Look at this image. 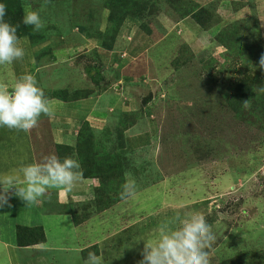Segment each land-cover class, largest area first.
Returning a JSON list of instances; mask_svg holds the SVG:
<instances>
[{"label":"rangeland","instance_id":"rangeland-1","mask_svg":"<svg viewBox=\"0 0 264 264\" xmlns=\"http://www.w3.org/2000/svg\"><path fill=\"white\" fill-rule=\"evenodd\" d=\"M46 1L42 40L35 46L20 40L25 56L11 67H0V85L11 90L21 75L36 74L46 96L62 89L86 96L85 102L105 114L94 128L110 125L135 151L130 156L136 161L132 173L143 183H137L135 198L104 213L91 210L89 219L99 218L88 228L66 222L70 217L66 205L54 198L47 213L46 205L45 212L39 208L42 213L33 209L32 221L44 228L46 242L29 252L16 246V227L25 221L16 214L12 196L11 207L0 209V264H83L80 251L94 245L110 264H139L144 241L137 240H147L163 220L183 218L192 211L203 215L215 234L208 248L210 264L233 258L264 264V118L245 108L236 115L226 105L240 61L215 40L226 24L238 19L248 30H242L243 40L258 44L264 56V0H194L224 19L210 34L190 17L183 21L173 16V9L161 1L157 24L150 25L152 35L140 32L139 23L129 19L112 50L102 48L96 39L81 43L70 32L62 36L55 30L64 26L61 21L76 22L67 18L68 8L83 13L82 19L92 18L88 25L95 38L105 34L110 12L104 0H68L66 8L62 0ZM41 3L32 0L25 7L39 9ZM231 62L236 65L232 74L227 70ZM90 67L98 72L97 83L87 73ZM60 76L64 79L56 83ZM75 83L79 87H71ZM52 84L56 87L49 89ZM257 90L264 94L263 79ZM120 108L122 116L136 117L126 131L118 125ZM85 112L83 105L58 103L52 107L58 118L53 122L60 123L65 114L85 117ZM50 117L42 115L28 132L0 127V174L55 154L41 146L52 141L47 130ZM126 121L131 123L132 116ZM73 198L68 202L78 206ZM92 199L89 194L83 205ZM34 206L24 207V213L31 214Z\"/></svg>","mask_w":264,"mask_h":264},{"label":"trees","instance_id":"trees-1","mask_svg":"<svg viewBox=\"0 0 264 264\" xmlns=\"http://www.w3.org/2000/svg\"><path fill=\"white\" fill-rule=\"evenodd\" d=\"M31 1L32 0H27V2L26 0H2L6 5L7 14L5 20L13 25L19 24L20 27L18 28L17 35L20 37V40L28 39L31 44L35 46L42 40L43 34L39 33L41 30L33 31L31 26H25L21 23L25 4L28 5ZM161 1L167 2V5L173 9V13L176 14L173 16H176L180 20L190 17L202 31L208 34L214 32L215 28L219 27L222 25L221 23L224 22V19L219 14L206 9L205 7L199 6L194 0H104L105 8L110 12L108 18L109 27L105 34H100L98 38H95V34L91 35V26L88 25V21L92 18L88 15H84V19H82L81 15L83 13L70 11L69 9H66L70 13L67 18L74 17L76 22L71 23L68 20L62 21L61 23L64 26L62 28L56 27L55 30L58 35L65 36L62 33L70 32L69 26L74 27L82 24L84 25L83 32L86 34V37L88 36L89 39L93 40L96 39L100 42L102 48L112 50L120 29L130 20L139 23L140 28H138V30H141L140 32H143L146 35H152L153 29L150 28V25L157 24L155 20L160 12L161 7L159 4ZM242 30L248 32L246 23H242V21L236 19L226 24L215 36V40H217L221 47L227 48L231 54L235 55L234 61H240L238 64L236 63V65L237 68L241 70L235 72H233V69L236 66L234 64L235 62H231L232 64L228 63V73H234L235 81L231 84V92L228 98L226 97L225 103L229 106L230 110L235 111L236 115H240L242 113L241 110L245 108V110H250L254 115L258 116L259 119H263L264 94H261L257 90L258 86L262 83V79L264 80V69H260L259 64L262 56V48L258 44L245 42L243 40ZM254 31L257 32L255 29ZM75 40L81 42L80 39ZM46 53L49 54V52ZM42 55L43 53L40 54V56ZM49 55H52V53ZM38 58H36V60H38ZM88 69L87 72L91 73L89 74L91 80L97 83L98 79L97 75H95L98 73L97 70L94 68L91 69V67ZM33 75L37 77L36 74ZM62 79H64V76H60L58 81ZM41 88L46 94L47 91L44 87ZM61 92L64 96V105L77 102L80 98L77 90L70 91V95L69 91L66 89H62ZM46 97L49 100L52 98V96L49 95ZM133 114L134 113H131L130 115L124 114L121 117L118 125H120L123 130L126 131L133 126L132 124H134L136 120V117ZM127 116H132L133 121L131 123H127ZM138 116H140V114H138ZM125 139L126 138H124L121 132H114L107 126L101 130H96L92 124L87 121L84 122L82 129L77 135L75 148L57 144L55 146L56 152L53 151L55 155L61 159L68 156L78 159L83 169L84 178L97 180V182L92 184V193L94 195V208L99 213L105 212L125 200L121 198L120 195L121 186L125 182V173H132L134 164L136 163L135 160L133 161L130 159V156H132V153L135 151L127 153V156L121 153V151L125 150L127 147ZM136 182L139 183V185L143 183V181ZM61 192L62 190L59 189H49L39 200L41 202V209L45 212L44 205H46V213L49 211L50 202L48 199L51 198L50 195H53L54 200L57 201L58 204L64 206L67 204L66 211L69 212L68 215L78 226L80 220V216L78 215L79 210L76 208V204L72 202H60L59 197ZM88 192L91 193L90 188L88 189ZM37 203H35L36 207L34 206L32 208V213L26 215L24 213V207L28 209L26 203L19 198L16 200V214H21L20 217L25 221L22 225L17 226L15 231L16 245L19 248L34 247L43 245L46 242L44 228L39 224L36 225L35 222L32 221L33 209L42 213L38 208ZM27 217L30 222L27 220ZM211 250L207 249L208 254L211 253ZM89 252H95L97 255H100L98 245L80 251L83 264ZM221 264L262 263L254 261L244 263L238 258H233L225 260Z\"/></svg>","mask_w":264,"mask_h":264},{"label":"clouds","instance_id":"clouds-1","mask_svg":"<svg viewBox=\"0 0 264 264\" xmlns=\"http://www.w3.org/2000/svg\"><path fill=\"white\" fill-rule=\"evenodd\" d=\"M37 10L26 6L21 20L33 31L44 27ZM6 14V5L0 0V66L11 65L25 56V49L17 35L20 25L7 22ZM259 64L264 69V56H261ZM51 96L50 100L45 96L33 74L18 77L11 90L7 85H0V127L28 132L37 125L42 115H52L51 102L65 104L61 90L58 95ZM83 178L80 161L71 156L61 159L49 154L41 162L24 163L18 169L0 174V209L11 207L9 200L13 195L31 205L37 203L49 189L71 192ZM137 194V182L131 172H126L121 198L133 199ZM215 239L212 226L199 212H189L183 218L177 215L160 222L147 240H137L144 241L143 259L139 264H210L207 249ZM84 264H110V261L103 255L89 252Z\"/></svg>","mask_w":264,"mask_h":264},{"label":"crops","instance_id":"crops-1","mask_svg":"<svg viewBox=\"0 0 264 264\" xmlns=\"http://www.w3.org/2000/svg\"><path fill=\"white\" fill-rule=\"evenodd\" d=\"M62 2L64 4V7L66 8V3L68 2V0H62ZM41 5H42V7H41ZM48 5H49V3L47 1H45V2L40 4L39 10H37V11L40 12V15H41V13H44L46 11V7ZM66 9H68V8H66ZM34 10H36V9H34ZM83 26L84 25H82V24L77 25L75 28H71V26H69L70 37H72L73 40L80 39L81 43H84V40H86V39L89 40V37L88 36L86 37V34L83 32ZM74 37H77V38H74ZM85 48H87V47H85ZM110 70H113V69H110ZM121 75H123L122 72H121ZM129 77H131V76H129ZM58 82L59 81L57 80L56 83H58ZM120 83L121 82H119V84ZM120 86L121 85H119V86L113 85L112 88L117 89V88H120ZM71 87H79V86H78L77 83H75V84L71 85ZM107 93H109V92H107ZM84 98H86V96L80 95V98L78 100L79 102L78 103L74 102L73 104H74L75 107L77 105H83L84 106V109H86L85 117H80L79 115L78 116H74V115L69 116L68 114H65L63 119H62V121H60V123H56L55 124L53 121L54 120H58V118L54 117L53 113H52V115H50L51 117H50V120H48L47 130L49 132V137H50V139L52 141L50 140L51 142H50L49 145L44 143L41 146L45 147L46 150H48V151H50L52 153H54L53 151H55V146L57 144H61V145H64V146H69V147L75 148L76 143H77V135H78L79 131L82 129V127L84 125V122L88 121L90 124H92V126L100 123L97 120L98 119L102 120L103 117L105 116V114L97 111L95 109V107H94L92 102H89V103L85 102L86 100ZM55 104L57 105L58 103L51 102V109H52L53 105H55ZM119 114L122 117L121 108L119 110ZM107 126H109L111 128L110 125H107ZM95 129L96 130H100L99 127L95 128ZM131 150L132 149H130V146L127 145L126 149L121 151V153H123V154H125L127 156V153H129ZM138 150H141V149H138ZM33 160H32V162H33ZM95 182H97V180L84 179L83 178L82 181L80 183H78L72 189L71 192L62 191L60 193V197H59L60 202L66 203V201H68L69 198H73L74 197L73 199H76V201H73V202L79 203L78 206H76V208H78V210H79V214L78 215L80 217H83V220L82 221L79 220V224H78L81 227H87L88 228V225H90L94 220L97 221V219L99 218V217H93V218L89 219V216H90L89 214L93 213V211H91V210H94V211L96 210L94 208V201L89 202L87 207L83 205L84 203L88 202L87 196L89 194H91L93 199H94V195L92 193V184L95 183ZM89 188L91 189V193L88 192ZM53 198L54 197L49 198L48 201H50ZM16 200H17V197H15V203H16ZM65 205H67V204H65ZM40 207H41V205L38 204V208H40ZM86 209H88V210H86ZM1 211H3V210H1ZM102 213H104V212H102ZM97 214H99V213H97ZM71 220L72 219L69 217L68 220H66V222L71 221ZM76 227H78V226L76 225ZM41 246L42 245H38V246L27 247V248H22V249H25L27 252H29V251H32V250H34L36 248H41Z\"/></svg>","mask_w":264,"mask_h":264}]
</instances>
